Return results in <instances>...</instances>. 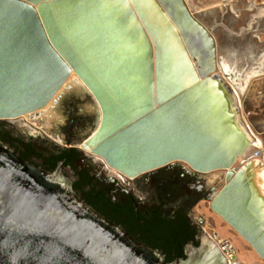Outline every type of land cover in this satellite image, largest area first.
Listing matches in <instances>:
<instances>
[{
  "label": "water",
  "instance_id": "water-1",
  "mask_svg": "<svg viewBox=\"0 0 264 264\" xmlns=\"http://www.w3.org/2000/svg\"><path fill=\"white\" fill-rule=\"evenodd\" d=\"M218 59L185 0H0V120L42 111L77 79L99 110L82 150L129 179L176 161L224 170L209 207L264 260L263 150L215 72L225 66L239 87L236 71ZM186 253L166 261L83 200L60 167L0 141V264H227L208 236Z\"/></svg>",
  "mask_w": 264,
  "mask_h": 264
},
{
  "label": "rangeland",
  "instance_id": "rangeland-1",
  "mask_svg": "<svg viewBox=\"0 0 264 264\" xmlns=\"http://www.w3.org/2000/svg\"><path fill=\"white\" fill-rule=\"evenodd\" d=\"M185 4L193 15L210 30L215 41L218 60L234 67L236 71L234 78L238 77L239 87L227 81L225 76L223 80L232 89L234 86L237 89V91L234 90L233 95L241 122L251 131L253 139L257 138L260 141L264 149V62H262L264 58V15H256L257 8L264 7V0H185ZM215 72L222 75L218 67ZM76 86L70 83L69 87L63 89L48 107V121H51L49 123H46L40 114L35 117L23 115L15 119L0 121H10L12 126H8L7 129L12 135L29 141L39 148L52 149L71 144L81 150L80 143L96 127L99 110L91 94L79 85ZM71 115L77 117L78 120L70 127L71 141L68 143L65 129ZM249 151L252 152L253 149L250 148ZM78 164L85 166L101 183L109 184L112 190L108 194L111 197H115L116 188L121 187L123 191H128L133 196L145 198L155 192V185L160 177L168 178L169 184L180 182L182 175L187 184L196 181V178L192 176L193 170L180 161L132 179L120 176L100 157L86 150H81ZM60 173L70 182L73 181L74 175L70 168L60 167ZM224 173V170H214L198 174L197 178H201L200 183L207 192V197L194 204L190 211L194 209L200 213L208 226L230 238L245 261L264 264V260L260 259L251 247L209 207L210 198L223 183ZM202 237L199 238L197 245H191L193 249L200 247Z\"/></svg>",
  "mask_w": 264,
  "mask_h": 264
},
{
  "label": "trees",
  "instance_id": "trees-1",
  "mask_svg": "<svg viewBox=\"0 0 264 264\" xmlns=\"http://www.w3.org/2000/svg\"><path fill=\"white\" fill-rule=\"evenodd\" d=\"M15 140L26 149V153L34 152L35 148L32 144L24 142L18 137H15ZM75 150V147H73L47 152L45 169L52 171L58 161L62 162V166H67L72 170L74 175L72 187L74 191H77L82 199L98 212L120 225L140 242L161 251L166 261H173L177 257L186 258V254L182 250L183 245L188 239L192 240L194 245L199 242L197 238H194L195 232L187 217L194 200H187L180 191L173 197H167L161 190L162 187L155 185V192L149 194V198L147 197L148 202L155 201L154 196H157V194L160 197H157L158 199L153 202V206H149L148 211L146 210L145 213L140 212L137 216L132 206L116 199V196H120L122 193L119 189L116 196L111 197L108 194L112 190L109 184L101 183L91 175L88 169L75 168V163H73L76 155ZM24 159L29 160L25 156ZM166 185L168 186V183ZM170 186L176 189L178 183L170 184ZM188 232H190V236L185 239L184 235Z\"/></svg>",
  "mask_w": 264,
  "mask_h": 264
},
{
  "label": "flooded vegetation",
  "instance_id": "flooded-vegetation-1",
  "mask_svg": "<svg viewBox=\"0 0 264 264\" xmlns=\"http://www.w3.org/2000/svg\"><path fill=\"white\" fill-rule=\"evenodd\" d=\"M4 120V119H2ZM78 120L77 117H74V115H71L68 121V125L65 129L66 131V141L68 143H70L71 141V133H70V127ZM8 126H12V123H10V121H0V141L8 144L10 147H12L20 156L22 159H24L25 157H28L29 162L41 167L45 169V162L47 161L46 159V155L47 152H53L54 150H62L63 148L66 149H70L73 148L74 146H72L71 144L64 145L63 147H54L52 149L46 147V148H39L38 146L34 145L33 143L26 141L16 135H12L9 131H8ZM8 134V135H7ZM15 137H18L19 139L23 140L24 142H28L30 144H32L35 148L33 153H26V149H24L22 146H20L18 144V141L15 140ZM75 161L73 163H75V168H79V169H87L85 166H81L78 164V157L80 155L81 150L78 149V147L75 146ZM84 151V150H82ZM26 160V159H24ZM45 166V167H44ZM57 167H67V166H62V162L58 161L55 166L53 167V170L56 169ZM187 171V169L185 170ZM202 173V172H197V171H192V176L194 178H196L195 182H190V183H185V179H184V175L183 178L180 179V182H178V187L175 188H171L170 184H169V179L166 177H160V179L157 180L156 185L159 187L161 186V190H163L164 194L167 197H173L175 196L176 193H178L179 191L182 192V195L190 201L194 200V204L199 203L200 201H202L203 199H205L207 197V192L204 191V187L202 185V183H200L201 178H197L198 174ZM122 176V175H120ZM166 183H168V186L166 185ZM118 189L122 192L120 196H116V199L119 200L120 202L127 204L128 206H132L135 209L136 215L138 216L140 212L145 213L146 210L148 211L149 206H153V202H155L158 198L160 197V195L157 194V196H154V200L155 201H151L148 202V198L150 197V195H148L145 198H140L137 196H133L130 192L128 191H123V188L118 187L116 188V192L118 191ZM171 189H174L171 191ZM77 193V191H75ZM78 194V193H77ZM79 195V194H78ZM80 196V195H79ZM81 197V196H80ZM82 198V197H81ZM84 200V199H83ZM89 204V203H88ZM193 204V205H194ZM130 210V209H129ZM190 210L188 211L187 217H188V221L189 224L192 226V228L194 229L195 232V237L199 240V238L201 236H205L204 233H202L201 231H199V229L197 228V226L192 222L191 218H190ZM126 214V213H125ZM120 226V225H119ZM190 236V232L186 233L184 235L185 239H187ZM194 245L193 241L188 239V241L183 245L182 250L183 252L187 255L186 253V248L189 247L190 245ZM163 254V253H162ZM176 259V258H175Z\"/></svg>",
  "mask_w": 264,
  "mask_h": 264
},
{
  "label": "built area",
  "instance_id": "built-area-1",
  "mask_svg": "<svg viewBox=\"0 0 264 264\" xmlns=\"http://www.w3.org/2000/svg\"><path fill=\"white\" fill-rule=\"evenodd\" d=\"M122 177L124 176L122 175ZM189 215L199 231L208 236L216 244L227 264H258L254 261H245L241 257V253L234 242L227 236L220 234L217 230L208 226L206 220L200 213L192 209Z\"/></svg>",
  "mask_w": 264,
  "mask_h": 264
},
{
  "label": "bare ground",
  "instance_id": "bare-ground-1",
  "mask_svg": "<svg viewBox=\"0 0 264 264\" xmlns=\"http://www.w3.org/2000/svg\"><path fill=\"white\" fill-rule=\"evenodd\" d=\"M256 15L258 16V15H264V7H259V8H257V12H256ZM254 16H255V14H254ZM220 70H221V73H222V75H220L221 77H224L223 76V73L224 72H228V70H227V68L225 67V66H223L222 68H220ZM254 73V72H253ZM252 74V73H251ZM246 75V74H245ZM242 78H243V76H241ZM240 77V78H241ZM249 77V76H248ZM246 78V77H245ZM250 78V77H249ZM249 78H248V80H249ZM246 81V80H245ZM75 82H76V84H77V86L79 85V87L80 88H84L83 87V85L76 79L75 80ZM235 83H239V81L238 80H236V81H234ZM227 83V82H226ZM232 83V82H231ZM233 84V83H232ZM76 86V87H77ZM241 86V85H240ZM85 89V88H84ZM233 90H235V91H237V89L235 88V86H234V89ZM240 90V89H239ZM234 96V95H233ZM234 99H235V97H234ZM236 101V100H235ZM48 107H50V105L49 106H47V107H45L42 111H37V112H34V113H31V114H29L28 116H30V117H35V116H38L39 114H40V116L41 117H43V119L45 120V122L46 123H49V122H51V121H48V117H49V115H48V113H47V109H48ZM52 113V112H51ZM50 113V114H51ZM53 115V114H52ZM52 115H50V116H52ZM56 115V114H55ZM54 117V116H53ZM241 125L243 126V124H242V122H241ZM245 130H246V132H247V135H248V137H250L252 140H253V142H254V144H255V146H256V148H258L259 150H263V151H261L262 152V155H264V149L261 147V143H260V141L259 140H257V138L256 139H253V137H252V133H251V131H249L247 128H245ZM253 150L255 149V148H252ZM263 187H264V182H263Z\"/></svg>",
  "mask_w": 264,
  "mask_h": 264
}]
</instances>
